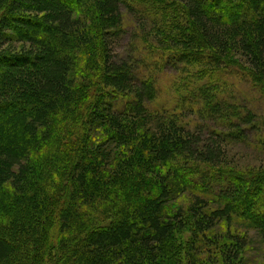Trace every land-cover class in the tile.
<instances>
[{
	"label": "trees",
	"instance_id": "1",
	"mask_svg": "<svg viewBox=\"0 0 264 264\" xmlns=\"http://www.w3.org/2000/svg\"><path fill=\"white\" fill-rule=\"evenodd\" d=\"M127 5L152 38L136 52L184 64L173 94L196 107H149L153 75L117 51ZM231 65L264 95V0H0V264H183L168 247L183 193L198 230L238 219L264 239V169L212 171L225 180L216 192L199 185L221 146L179 120L199 114L238 135L254 123L251 111L222 114L228 102L200 83ZM228 241L231 264L242 238Z\"/></svg>",
	"mask_w": 264,
	"mask_h": 264
},
{
	"label": "rangeland",
	"instance_id": "2",
	"mask_svg": "<svg viewBox=\"0 0 264 264\" xmlns=\"http://www.w3.org/2000/svg\"><path fill=\"white\" fill-rule=\"evenodd\" d=\"M121 12L124 34L118 42L117 51L124 57L131 53L132 56L138 58L141 70L137 71L138 74L145 76L151 73L153 75L157 96L149 107L154 111H159L160 108L170 110L169 108L176 103L181 106L191 103L196 107L198 103L194 101V97L189 96L182 100L173 94V79L180 77V72L182 73L181 78L186 76L184 74L185 65H179L182 71L169 66L168 63L175 60L164 59L163 54L159 53L161 52L159 48L155 49L153 53L150 50L144 51V53L136 52L138 48L141 50L146 47L145 39L151 43V35L142 30L145 27L141 26V22L137 20L135 13L128 8V5L121 7ZM146 21L149 24L150 20ZM145 29L150 31L148 26ZM135 45L136 50L132 54L130 50ZM186 68L192 73L198 74L196 66L190 65ZM219 70L213 74V78H208L200 83L207 82L209 84L211 82L210 84L216 87L213 89L215 99H218L220 103L228 102V107L220 104L221 113L241 121L251 111L255 121L251 125L241 124L243 134L238 135L239 132L237 133L231 127H225L220 121L204 119L199 114H186V116L180 117L179 120L184 123L185 127L194 131L200 138L201 144L211 143L209 139H212L219 143L218 148L221 146L222 151L217 164L201 166L197 172L195 171L196 183L201 185L208 180L206 186L213 192L224 188L225 180L215 173L210 175L209 173L212 171L221 169L230 170L229 173L245 174L264 169V136H262L264 135V95L260 94L251 85L250 80L234 65ZM232 107L238 109L239 117H235ZM225 132L229 136H224ZM213 133L221 134L222 137L216 138ZM203 169L207 173L206 175L201 174L200 170ZM191 199L190 194L183 193L171 204L173 209L181 210L183 223L176 229L169 242L170 257H180L183 264H186L188 255L196 256L198 264H227L224 262L223 255L226 247L232 246L228 241V235L232 234L241 237L242 242L240 246L235 247L233 257L229 261L231 264H264V239L256 229L245 222L241 223L240 220L234 219L219 221L212 229L202 232L197 229L196 222L189 211ZM210 207L215 206L210 204Z\"/></svg>",
	"mask_w": 264,
	"mask_h": 264
}]
</instances>
